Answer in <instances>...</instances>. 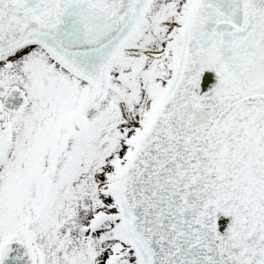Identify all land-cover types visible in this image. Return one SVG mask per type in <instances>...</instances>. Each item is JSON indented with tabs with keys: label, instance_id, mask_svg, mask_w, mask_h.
Instances as JSON below:
<instances>
[{
	"label": "snow or ice",
	"instance_id": "1",
	"mask_svg": "<svg viewBox=\"0 0 264 264\" xmlns=\"http://www.w3.org/2000/svg\"><path fill=\"white\" fill-rule=\"evenodd\" d=\"M0 264H264V0H0Z\"/></svg>",
	"mask_w": 264,
	"mask_h": 264
}]
</instances>
